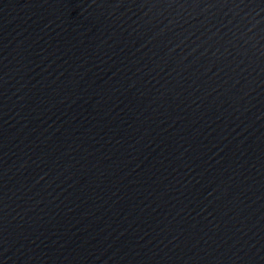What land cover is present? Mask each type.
<instances>
[{
    "label": "water",
    "instance_id": "1",
    "mask_svg": "<svg viewBox=\"0 0 264 264\" xmlns=\"http://www.w3.org/2000/svg\"><path fill=\"white\" fill-rule=\"evenodd\" d=\"M0 264H264V0H0Z\"/></svg>",
    "mask_w": 264,
    "mask_h": 264
}]
</instances>
